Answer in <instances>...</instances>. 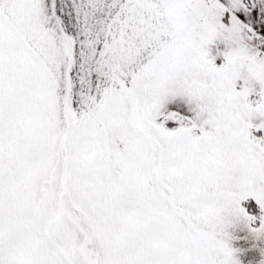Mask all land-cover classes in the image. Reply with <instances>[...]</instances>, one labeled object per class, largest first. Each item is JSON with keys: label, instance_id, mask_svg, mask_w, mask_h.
<instances>
[{"label": "snow or ice", "instance_id": "obj_1", "mask_svg": "<svg viewBox=\"0 0 264 264\" xmlns=\"http://www.w3.org/2000/svg\"><path fill=\"white\" fill-rule=\"evenodd\" d=\"M0 264H264V0H0Z\"/></svg>", "mask_w": 264, "mask_h": 264}]
</instances>
